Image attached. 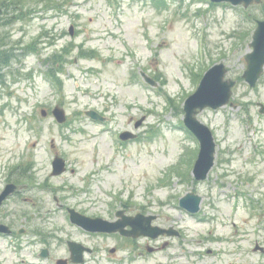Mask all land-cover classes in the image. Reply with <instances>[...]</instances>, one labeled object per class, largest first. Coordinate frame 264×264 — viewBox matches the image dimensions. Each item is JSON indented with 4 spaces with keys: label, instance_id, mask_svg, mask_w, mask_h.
I'll use <instances>...</instances> for the list:
<instances>
[{
    "label": "rangeland",
    "instance_id": "obj_1",
    "mask_svg": "<svg viewBox=\"0 0 264 264\" xmlns=\"http://www.w3.org/2000/svg\"><path fill=\"white\" fill-rule=\"evenodd\" d=\"M158 1L1 3L12 22H0V51L18 57L0 71V174L5 178L13 163L32 172L5 209L18 229L32 220L34 228L50 233L49 249L57 258L65 256L66 239L97 251L116 244L81 235L67 221L66 208L108 219L124 203L133 213L156 215L155 225L177 229L180 237L155 241L169 246L153 255L123 247L101 259L103 251L94 264H264V253L254 250L256 243L264 248V112L258 106L264 109V75L255 89L241 80L264 3L242 9L208 0H162L157 8ZM220 62L237 84L231 106L198 114L212 130L216 158L197 182L191 170L198 143L181 126L182 102L200 75ZM54 66L59 88L43 77ZM141 72L157 86L142 83ZM55 105L64 109L66 126L50 115ZM87 110L105 112L112 121L93 123ZM124 130L139 133L137 141H120L117 134ZM56 155L68 171L52 177ZM190 192L202 198L193 216L178 205ZM145 243L137 241L140 247ZM115 256L121 261H113ZM3 260L47 264L0 240Z\"/></svg>",
    "mask_w": 264,
    "mask_h": 264
},
{
    "label": "water",
    "instance_id": "obj_2",
    "mask_svg": "<svg viewBox=\"0 0 264 264\" xmlns=\"http://www.w3.org/2000/svg\"><path fill=\"white\" fill-rule=\"evenodd\" d=\"M213 2H229L232 5L243 4L244 7H248L253 1L258 2L259 0H211ZM252 52L245 56V61L247 63V69L244 72L245 81L254 87L256 81L262 73V68L264 65V21L258 22L257 28L252 35V42L250 43ZM227 70L223 64H218L210 68L202 77L196 91L184 102V124L193 133V135L199 141L200 149L198 158L195 162L193 168V176L196 180L205 179L208 171L214 163V152L215 144L213 141L212 134L210 130L199 121L196 120L195 116L197 111H201L205 108L218 109L226 105L231 96V88L234 86L235 82L231 80H224ZM53 115L59 123L64 121V112L55 108L53 110ZM87 115L92 119H98V116L93 112H88ZM131 138L129 134L121 135V139L126 140ZM63 160L56 158L53 162L54 174H60L63 172ZM10 193V190H6L0 196V202L6 195ZM201 198L193 195L191 193L187 194L180 200V206L186 209L190 213H196L199 210V204ZM136 218H140L137 216ZM153 217L146 218V220H152ZM71 220L73 223L83 227L90 231L99 232H115L121 230L125 224H108L100 219H89L83 217L79 214H71ZM138 221V219L136 220ZM132 227V231L129 233L132 237H138L141 234H150V226H144L138 222L129 223ZM2 228L0 227V230ZM161 231L160 233H163Z\"/></svg>",
    "mask_w": 264,
    "mask_h": 264
},
{
    "label": "flooded vegetation",
    "instance_id": "obj_3",
    "mask_svg": "<svg viewBox=\"0 0 264 264\" xmlns=\"http://www.w3.org/2000/svg\"><path fill=\"white\" fill-rule=\"evenodd\" d=\"M14 172H9L6 177L4 178L2 174H0V193L8 186L12 185L15 187V191L13 194L7 197L5 202L0 206V224L4 225L5 227L8 228V233H0V240L3 242H7V245L14 250L17 248L19 251H26L28 250L30 252V256L32 259L35 258V260L38 261H47V264H75L71 260V252L69 250V242H74L76 244H82L85 247L89 248V253L84 254L83 257V263L82 264H94L96 263V258L99 255L100 252H105L107 255L103 256L101 259L105 258L110 254V252L106 250L105 246H101L100 249L97 251L98 248H93L90 246H87L82 240L81 241H76V240H69L66 239L63 241L62 245L64 247L65 251V256L62 258H57L53 256V253L49 249V242H50V233L45 234L43 230L34 228L32 226L33 221L29 220L28 223L27 221L24 223L25 229H18L16 225V221L13 217V213H9L8 210L5 209V206H7V203L18 196L20 191L23 192L24 187H18V185H22L21 181H31V167L27 166L26 168L23 167V165H20L18 168H15L13 170ZM17 172V175L15 174ZM2 173V172H1ZM132 207H121L119 210L121 213L120 215L124 218L131 217V209ZM4 211V212H3ZM81 213V212H80ZM111 222H118L121 221V219H117L114 216L112 218H109ZM73 226V225H72ZM76 230H79L81 235H85L87 237H92V236H102L107 237L109 239H113L116 241V244L114 246V251L112 252V255H117L120 250L123 249V247L127 246L128 248L131 247V250H134V247H137L136 250L139 251V253L144 254L146 253V246L147 244H144L142 247H140L137 244V241L139 240H133L131 238H127L124 236H121L120 234H99V233H91L83 230L80 227L73 226ZM36 239V240H35ZM144 240H147L145 238H141ZM140 239V240H141ZM161 239V238H159ZM149 242V240H147ZM155 243V242H153ZM39 247V249H37ZM143 249V250H142ZM157 249H160L157 247ZM17 252V251H15ZM44 252L45 256L42 257L41 254ZM135 254V253H133ZM100 257V256H99ZM98 257V258H99ZM109 260V259H108ZM113 261H121L118 260L115 256V258L112 259ZM6 263L3 261H0V264ZM21 263H24V261H21ZM25 264V263H24Z\"/></svg>",
    "mask_w": 264,
    "mask_h": 264
},
{
    "label": "trees",
    "instance_id": "obj_4",
    "mask_svg": "<svg viewBox=\"0 0 264 264\" xmlns=\"http://www.w3.org/2000/svg\"><path fill=\"white\" fill-rule=\"evenodd\" d=\"M5 1H9L10 2V0H5ZM3 10H4V12H8L9 11V9H7V7L3 8ZM9 60H10L9 58H3L2 56H0V66L8 64Z\"/></svg>",
    "mask_w": 264,
    "mask_h": 264
}]
</instances>
